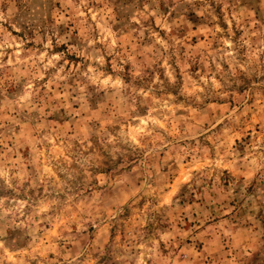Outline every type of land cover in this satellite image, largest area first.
I'll return each instance as SVG.
<instances>
[{"label": "clouds", "instance_id": "obj_1", "mask_svg": "<svg viewBox=\"0 0 264 264\" xmlns=\"http://www.w3.org/2000/svg\"><path fill=\"white\" fill-rule=\"evenodd\" d=\"M0 264H264V0H0Z\"/></svg>", "mask_w": 264, "mask_h": 264}]
</instances>
